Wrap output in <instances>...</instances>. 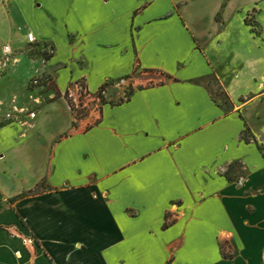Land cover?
Here are the masks:
<instances>
[{"label":"crops","instance_id":"1","mask_svg":"<svg viewBox=\"0 0 264 264\" xmlns=\"http://www.w3.org/2000/svg\"><path fill=\"white\" fill-rule=\"evenodd\" d=\"M7 1L54 90L0 124V264H264V98L239 103L250 57L216 53L223 0ZM78 81L106 91L81 118Z\"/></svg>","mask_w":264,"mask_h":264},{"label":"rangeland","instance_id":"2","mask_svg":"<svg viewBox=\"0 0 264 264\" xmlns=\"http://www.w3.org/2000/svg\"><path fill=\"white\" fill-rule=\"evenodd\" d=\"M233 5L226 8L227 1L223 0L221 7L218 8L213 17V22L218 27V37L225 30L228 33L227 40H223L222 47L215 45L216 53L229 54L231 61H234L233 74H236L245 66V57H250V76L249 85L251 89L244 96L238 98L239 103H247L252 99L264 98V0H233ZM11 23L17 32L20 21L17 19L16 8L7 0H0V124L7 123L5 115L13 114L14 108L30 111V103L37 95H44L47 90H54L53 81L47 74L41 73L40 62L36 63V58H41L42 62L48 59L51 51L47 44L35 42L26 44L23 40L14 39L10 35ZM23 32H21L22 34ZM19 37L20 33H17ZM219 38H217V42ZM243 41V42H241ZM245 41L248 46L245 47ZM243 50L240 51V44ZM254 44L260 45V49H254ZM8 45L12 54L5 56L2 54V47ZM210 55V49H206ZM237 53V54H236ZM224 56V55H223ZM237 57L241 60H237ZM18 62H15L17 61ZM222 59L219 58L218 61ZM216 61V60H215ZM214 61V62H215ZM223 61V60H222ZM34 80H38L35 85ZM201 83L210 91L213 100L223 106L227 112L231 111L232 106L229 102L226 91L216 80L206 79ZM149 84H142L148 87ZM241 88L244 87H239ZM131 92L129 86L123 98H128ZM57 97V94H56ZM25 99L24 104H19L20 100ZM27 102V103H26ZM108 102V101H107ZM28 108V109H25ZM77 117L85 116L84 110H79ZM251 138L248 132L242 135V139L249 141ZM241 169L236 165H231L223 169V174L227 178H235L240 175Z\"/></svg>","mask_w":264,"mask_h":264},{"label":"built area","instance_id":"3","mask_svg":"<svg viewBox=\"0 0 264 264\" xmlns=\"http://www.w3.org/2000/svg\"><path fill=\"white\" fill-rule=\"evenodd\" d=\"M25 42L27 44L35 43V36L31 32H27L24 36ZM2 54L9 56L12 54L11 48L8 45L2 47ZM15 62H18L15 61ZM38 80H34V84H37ZM63 96L69 103V107L73 112L75 118L77 117V112L79 110H84L85 113H88L90 110H97V105H100L105 99L106 91L104 88H100L95 93H90L82 81L73 83L67 88ZM26 115L30 120L35 118V113L31 111H24L23 109L14 108L13 114L9 113L5 115L4 119L7 123L18 120L21 116Z\"/></svg>","mask_w":264,"mask_h":264}]
</instances>
